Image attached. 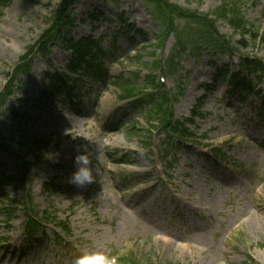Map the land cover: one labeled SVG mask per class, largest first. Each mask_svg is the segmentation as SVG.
Here are the masks:
<instances>
[{"label": "rangeland", "instance_id": "rangeland-1", "mask_svg": "<svg viewBox=\"0 0 264 264\" xmlns=\"http://www.w3.org/2000/svg\"><path fill=\"white\" fill-rule=\"evenodd\" d=\"M57 1L10 0L0 7V88L25 48L47 29ZM88 1L83 11L72 7L70 36H92L106 52L100 61L110 76L128 77L153 93L145 81L154 73L159 79L161 72L152 61L162 65L173 36L154 50L159 27L142 0ZM174 2L206 13L219 0ZM239 9L252 33L264 30V0H241ZM177 23L184 26L183 20ZM217 31L230 41L233 54H185L176 76L163 81L166 90L185 86L172 108L176 120L189 119L204 96L202 116L188 123L197 139L176 148L160 130L149 134L150 102L120 101L117 87L100 83L88 71L72 74L77 81L71 90L41 98L46 73L64 71L71 52L56 42L46 57L35 58L31 71L16 81L29 98L25 115L13 118L21 97L15 93L0 115V136L10 151H24L21 135L48 139L40 154L25 157L30 163L25 194L39 217L46 213L56 220L44 224V234L28 235L22 208L8 219L2 205L22 190L4 178L15 170V159L0 147V264H73L83 251L96 249L118 259L133 254L136 264H264V98L231 92L238 56L264 63V46L224 20L217 21ZM241 74L264 90V78ZM85 148L97 174L81 188L67 179ZM213 149L223 154L214 157ZM56 222L65 223L68 232Z\"/></svg>", "mask_w": 264, "mask_h": 264}, {"label": "trees", "instance_id": "trees-1", "mask_svg": "<svg viewBox=\"0 0 264 264\" xmlns=\"http://www.w3.org/2000/svg\"><path fill=\"white\" fill-rule=\"evenodd\" d=\"M10 0H0V7ZM79 0H58L49 14V25L40 36L39 40L25 48L23 54L18 57L13 70L8 74V79L3 88L0 89V115L3 113L4 105L14 91L22 89V83L17 78L30 72L33 60L36 57H46L50 52V47L56 42L70 50L68 64L64 72L54 70L47 72L48 83L40 97L46 99L59 94L62 90H69L74 84L71 74L78 70H85L92 74L94 79L102 83L109 82L119 90L118 98L120 100H132L133 103L141 104L144 101L151 103V109L147 115V122L151 130H160L164 132L174 148L180 146L182 140H194L195 134L190 130L188 123L192 122L195 116H202L199 111L203 97L197 99L195 105L190 111V118L185 120H176L173 117L172 108L174 103L184 94L185 86L183 83H177L173 89L166 90L156 79V73L148 76L145 85L149 86L153 93H147L136 87L130 78H112L108 71L102 67L100 58L106 56V52L91 37H81L74 39L70 36V30L73 27L74 19L71 15L72 7ZM150 18L158 25L159 31L155 36L156 43L153 44L154 50L160 49L167 38L173 36V45L171 52L160 65V60L152 61L153 68H156L164 77L176 76V67L181 56L189 54L197 56L200 52H207L213 56L231 54L233 52L230 41L217 31V21L224 20L234 30L242 34H248L252 40L264 46V30L260 32H251L252 26L244 19L239 5L241 0H219L217 6L206 13H200L196 10L184 8L176 4L175 0H142ZM201 2L202 0H194ZM178 20L184 21V26L180 27ZM138 33L142 35L141 31ZM154 50L152 53H154ZM140 58V55L138 56ZM239 72L234 73L231 78L232 92L235 94L256 92L264 96V90L254 91L251 81L241 75L240 71H248L254 74V78L261 80L264 78V63L255 58L246 56L239 57ZM79 74V73H78ZM112 79V80H111ZM206 89L209 85H204ZM67 90V91H68ZM28 102L26 97L17 99V106L13 109V118L25 115V106ZM23 150L10 151L4 138L0 136V147L12 152L15 159V170L10 175H4L8 181H16L23 194L18 199H7L6 203H1L2 209L8 215V219L14 214L18 207H21L26 216V229L29 233L35 230H42L44 234L42 221H50L52 218L46 213L39 217L37 211L32 208L31 201L27 194L26 183L28 181L27 173L30 163L25 160L28 152L35 151L38 154L47 146L48 139L35 137L33 135H21ZM176 141V142H175ZM177 141L179 143H177ZM214 156L223 153L219 149H213ZM168 152V151H167ZM164 150V157L167 156ZM2 166V165H0ZM56 187L54 186L53 189ZM60 228L66 233L68 228L64 223H58ZM136 258L129 254L121 258L122 264H136Z\"/></svg>", "mask_w": 264, "mask_h": 264}, {"label": "clouds", "instance_id": "clouds-1", "mask_svg": "<svg viewBox=\"0 0 264 264\" xmlns=\"http://www.w3.org/2000/svg\"><path fill=\"white\" fill-rule=\"evenodd\" d=\"M74 164L76 170L68 177L67 183L82 188L96 180L95 165L87 148L75 156ZM73 264H118V258L102 249L85 250L74 259Z\"/></svg>", "mask_w": 264, "mask_h": 264}, {"label": "bare ground", "instance_id": "bare-ground-1", "mask_svg": "<svg viewBox=\"0 0 264 264\" xmlns=\"http://www.w3.org/2000/svg\"><path fill=\"white\" fill-rule=\"evenodd\" d=\"M89 5V1L86 0H80L78 3L75 4V7L79 10V11H83L85 6Z\"/></svg>", "mask_w": 264, "mask_h": 264}]
</instances>
